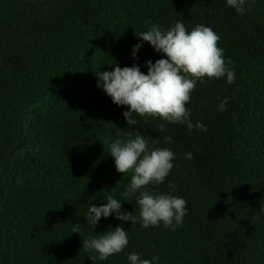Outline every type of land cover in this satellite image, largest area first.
Returning a JSON list of instances; mask_svg holds the SVG:
<instances>
[{
  "label": "trees",
  "instance_id": "1",
  "mask_svg": "<svg viewBox=\"0 0 264 264\" xmlns=\"http://www.w3.org/2000/svg\"><path fill=\"white\" fill-rule=\"evenodd\" d=\"M244 9L226 0H0V264H130V253L152 264H264V0ZM146 21L204 25L220 37L235 79L197 81L185 105L192 129L139 116L129 126V108L98 86L97 74L117 64L147 74V61L166 58L138 37ZM137 133L174 153L164 182L147 186L186 201L174 230L144 228L139 192L122 195L132 173H119L103 144ZM108 195L136 222L113 213L91 226L89 207ZM119 226L129 240L122 252L102 261L82 247Z\"/></svg>",
  "mask_w": 264,
  "mask_h": 264
},
{
  "label": "clouds",
  "instance_id": "2",
  "mask_svg": "<svg viewBox=\"0 0 264 264\" xmlns=\"http://www.w3.org/2000/svg\"><path fill=\"white\" fill-rule=\"evenodd\" d=\"M227 5L244 14L245 0H226ZM151 24L150 29L138 36L142 41L150 43L156 52L163 53L166 58L158 59L154 64L147 61L148 72L144 74L140 67H120L119 64L112 71H102L98 76V86L111 97L113 103L127 106L123 113L129 126L138 123L135 118L159 117L171 124L186 123L189 129L193 124L189 119L191 113L186 104L191 100V93L197 81L204 82L205 78L219 79L226 76L227 82L235 79L234 71L230 70L224 60V50L218 47L219 35L210 27L197 25L191 31L177 21L168 30H162L157 24ZM138 43L134 46L132 56L136 57L141 48ZM227 98L219 105L223 111ZM197 128L206 131V127L197 123ZM164 131V125H160ZM171 143V137H165ZM159 141H153L157 144ZM109 155L114 157L115 168L121 173H132L131 182L122 193L125 200L139 192L137 203L139 217L144 228L157 226L161 222L173 230L182 226L186 215V201L172 194H153L148 190L150 184H162L173 168L174 153L169 148H149V142L139 133L133 138L129 134L127 139H116L112 142L104 141ZM191 153L185 159H191ZM174 187V185H169ZM107 203L97 207L91 205L86 220L95 228L101 217H108L115 213L121 221L136 222L133 213L122 212L120 200L108 195ZM175 221V224L173 223ZM79 223L72 233H79ZM128 234L123 226L116 227L98 238L86 239L82 247L98 253L100 260H107L113 254L122 252L128 245ZM153 259H158L154 257ZM130 264H152L148 259H141L138 253L128 255Z\"/></svg>",
  "mask_w": 264,
  "mask_h": 264
}]
</instances>
